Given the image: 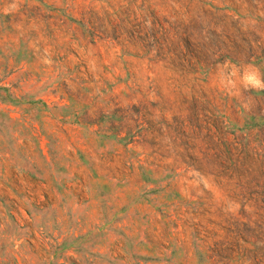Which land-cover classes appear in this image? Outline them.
<instances>
[{
  "label": "rangeland",
  "instance_id": "1",
  "mask_svg": "<svg viewBox=\"0 0 264 264\" xmlns=\"http://www.w3.org/2000/svg\"><path fill=\"white\" fill-rule=\"evenodd\" d=\"M0 264H264V0H0Z\"/></svg>",
  "mask_w": 264,
  "mask_h": 264
},
{
  "label": "trees",
  "instance_id": "2",
  "mask_svg": "<svg viewBox=\"0 0 264 264\" xmlns=\"http://www.w3.org/2000/svg\"><path fill=\"white\" fill-rule=\"evenodd\" d=\"M2 89L6 90L5 88H2ZM224 161L227 162V160H224Z\"/></svg>",
  "mask_w": 264,
  "mask_h": 264
}]
</instances>
